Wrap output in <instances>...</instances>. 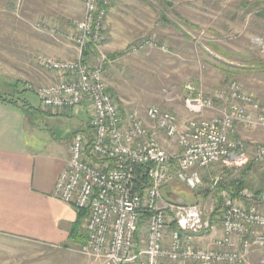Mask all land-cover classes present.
<instances>
[{
	"label": "built area",
	"instance_id": "1",
	"mask_svg": "<svg viewBox=\"0 0 264 264\" xmlns=\"http://www.w3.org/2000/svg\"><path fill=\"white\" fill-rule=\"evenodd\" d=\"M81 1L83 18L65 34L77 57L37 58L57 80L35 90L43 110L57 113L83 104L88 109V129L73 134L52 192L54 199L87 214L80 254L89 264H247L258 250L264 262V188L221 190L217 215H207L198 204L161 203L162 189L173 181L196 190L201 170L244 164L246 146L234 134L238 127L264 129V102L237 82L212 97L187 86L184 107L191 117L182 127L175 114L157 107L145 111L150 129L133 114L123 118L107 91L102 66L84 61L86 47L92 54L100 46L112 0ZM38 28L60 35L56 26ZM206 111L220 115L207 119ZM156 134L174 142L179 153L167 155ZM254 148L253 160L263 161L264 143ZM136 166H148V185L141 190ZM222 180L214 176L210 189L220 190Z\"/></svg>",
	"mask_w": 264,
	"mask_h": 264
},
{
	"label": "rangeland",
	"instance_id": "2",
	"mask_svg": "<svg viewBox=\"0 0 264 264\" xmlns=\"http://www.w3.org/2000/svg\"><path fill=\"white\" fill-rule=\"evenodd\" d=\"M263 8L264 0H112L100 46L86 62L102 66L107 91L121 116L133 114L149 129L152 124L145 111L150 107L171 112L181 127L185 124L191 117L184 107L187 86L212 97L230 82H237L244 92L264 102V18L256 14ZM83 15L81 0H0V94L10 95L11 86L20 82L30 91L26 96L32 107L38 108L35 90L54 84L56 78L38 65L37 58L75 59L77 48L65 34ZM41 25L56 26L60 35L39 29ZM53 78L55 82L49 84ZM215 103L223 108V104ZM86 107L83 104L79 115L62 119L66 132L79 122L81 131L88 129ZM219 115L206 111L203 117ZM31 122L33 128L52 132L51 117L37 114ZM156 135L167 155L179 153L174 142ZM234 138L246 146L244 164L219 163L201 170V186L196 190L173 181L162 189L161 203L198 204L210 215L220 206V191L233 190L242 173L244 188L263 189L264 160L254 161L253 152L255 146L264 143V129L238 127ZM214 176L223 177L220 190L210 189ZM86 219L82 228L76 223L68 227L67 241L41 247L39 264H89L80 254ZM247 264H264L262 252L253 250Z\"/></svg>",
	"mask_w": 264,
	"mask_h": 264
},
{
	"label": "crops",
	"instance_id": "3",
	"mask_svg": "<svg viewBox=\"0 0 264 264\" xmlns=\"http://www.w3.org/2000/svg\"><path fill=\"white\" fill-rule=\"evenodd\" d=\"M43 111L38 117L53 118L52 132L33 128L20 105L0 101V264H39L40 248L67 241L68 227L78 219V212L52 192L69 158L71 138L82 125L66 132L62 119L80 110Z\"/></svg>",
	"mask_w": 264,
	"mask_h": 264
},
{
	"label": "trees",
	"instance_id": "4",
	"mask_svg": "<svg viewBox=\"0 0 264 264\" xmlns=\"http://www.w3.org/2000/svg\"><path fill=\"white\" fill-rule=\"evenodd\" d=\"M257 17L264 18V8L260 9L259 11L256 12ZM163 20H165L164 15H162ZM187 23V22H186ZM211 47L215 50H218V47L215 45L210 44ZM89 48L86 47L84 50V61L86 62V58L90 55ZM111 59H115L116 56H110ZM10 95H5V94H0V101L2 102H7L10 104H15V105H20L21 108L25 110V112H29L31 115V118L35 120V117L39 112L44 113L43 110L40 108H33L32 105L30 104V100L27 98V94L30 92L29 89H26L25 87L22 86L20 82H15L12 86ZM213 96V95H212ZM218 103V102H217ZM36 114V115H35ZM174 163V162H173ZM148 166H136L135 167V184H136V189L141 190L144 186L148 185V179L146 177V172H147ZM249 170V169H248ZM245 176V173L241 174L240 180L235 181L232 185L233 190H228L231 193H235L237 190L243 189L245 187L242 179ZM164 189V188H163ZM186 203V201H185ZM187 206V205H185ZM219 213V207L213 212L214 215H217ZM86 213L83 211L78 212V219L75 222L76 226H80L82 223V220L85 219ZM172 228H175V226H172Z\"/></svg>",
	"mask_w": 264,
	"mask_h": 264
},
{
	"label": "water",
	"instance_id": "5",
	"mask_svg": "<svg viewBox=\"0 0 264 264\" xmlns=\"http://www.w3.org/2000/svg\"><path fill=\"white\" fill-rule=\"evenodd\" d=\"M181 203V201L180 202H178V204H180Z\"/></svg>",
	"mask_w": 264,
	"mask_h": 264
}]
</instances>
